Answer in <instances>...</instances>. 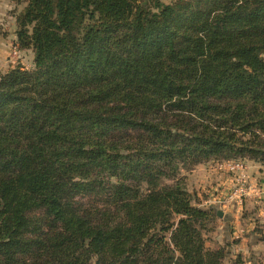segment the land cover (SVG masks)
<instances>
[{
    "label": "trees",
    "instance_id": "1",
    "mask_svg": "<svg viewBox=\"0 0 264 264\" xmlns=\"http://www.w3.org/2000/svg\"><path fill=\"white\" fill-rule=\"evenodd\" d=\"M24 2L34 66L0 73V264H224L218 210L166 180L264 164V0Z\"/></svg>",
    "mask_w": 264,
    "mask_h": 264
},
{
    "label": "crops",
    "instance_id": "2",
    "mask_svg": "<svg viewBox=\"0 0 264 264\" xmlns=\"http://www.w3.org/2000/svg\"><path fill=\"white\" fill-rule=\"evenodd\" d=\"M7 3L10 6V0H0V25L2 26V31L0 28L2 33L0 34H11L9 37L0 36V71L14 67L16 61V59L11 58L10 53L12 44L17 41V23L15 17L10 18L2 14ZM26 51L33 53L32 49H24L20 51V54ZM22 55L20 62L23 63ZM246 161L249 166L251 183L253 187L257 188L264 181V164L248 158ZM207 176L206 179L210 180L213 188L210 201L214 205L218 204V207H216L217 204L216 206L211 204V206L223 211V216H218L221 220L219 229H222L226 237L225 241L231 240V246L235 247L230 249L231 252L228 253V256L235 257L230 259V264L235 261L238 254L241 255L242 264H259L261 255H264L261 252L264 248V198L260 197L257 189H255L251 191L248 198L244 199L243 203L228 199L227 196L232 186L231 174L214 171ZM244 211L248 212L245 214ZM232 239L236 241L233 242Z\"/></svg>",
    "mask_w": 264,
    "mask_h": 264
},
{
    "label": "rangeland",
    "instance_id": "3",
    "mask_svg": "<svg viewBox=\"0 0 264 264\" xmlns=\"http://www.w3.org/2000/svg\"><path fill=\"white\" fill-rule=\"evenodd\" d=\"M20 1H21L20 3H17V0H10V6H8V3H7L6 9L3 11L2 14L3 15L5 14L6 17L9 16L10 18L15 17V20H16L17 14L25 5L24 0H20ZM163 1L165 3H170V2H173L175 0H163ZM0 28L2 31L1 25H0ZM0 33H2V32H0ZM2 35L5 37L11 36V34H0V36H2ZM12 46H13V44H12ZM21 54H23L22 58H23L24 62L23 63L20 62V60H22L20 57V58L16 59L14 65L22 64L27 69L33 68V66H34V60H33L34 59V52L32 53L30 51V53H29L28 51H26L25 53H21ZM21 54H20V56H21ZM11 58H12V56H11ZM7 70L8 69H4L3 71H0V73L6 72ZM216 161L217 160H210V161L205 162V163H200V164L194 166V168L190 169V170L182 168L177 179H174V180L173 179L172 180L167 179L166 182L167 183H173L175 180H176L175 182H180L183 186L187 187L189 191H191V193L194 196L195 201H197L203 207H209V205L211 206V204L214 205V203H211L212 201H210V198L212 197L211 192L213 190L212 183L210 182L209 179H206V178H208L207 175H210V173H212L214 171H220V172H223L225 174L227 173L226 171L218 170L216 168V166H215ZM206 180H208V181H206ZM216 204L214 206H216ZM216 207H218V204ZM242 212H243V210H242ZM246 212H248V211H244L245 214H246ZM220 226H221V220H219V218H217V216H213L212 222L208 225V229L205 231L206 243H207V246L210 248L225 247L227 250V256H228V253L231 252L230 249H234L235 247L231 246V240L225 241L226 237L224 236L222 229H219ZM232 240H233V242L236 241L234 239H232ZM261 252L264 253V248H263V251H261ZM234 253H236V252H234ZM227 256H226L224 264H230V259L235 258V257H231L230 255L228 257ZM261 256L262 257H260V259H259V264H264V255H261Z\"/></svg>",
    "mask_w": 264,
    "mask_h": 264
},
{
    "label": "built area",
    "instance_id": "4",
    "mask_svg": "<svg viewBox=\"0 0 264 264\" xmlns=\"http://www.w3.org/2000/svg\"><path fill=\"white\" fill-rule=\"evenodd\" d=\"M20 51L21 49L18 47L17 42H14L11 49L12 58H19ZM215 166L218 170L226 171L232 176V186L227 196L228 199L238 200L243 203L244 199L248 198L251 195V191L255 189H257L259 196L264 198V181L261 186L253 187L250 180L249 166L245 158L216 161Z\"/></svg>",
    "mask_w": 264,
    "mask_h": 264
},
{
    "label": "water",
    "instance_id": "5",
    "mask_svg": "<svg viewBox=\"0 0 264 264\" xmlns=\"http://www.w3.org/2000/svg\"><path fill=\"white\" fill-rule=\"evenodd\" d=\"M217 214H218V216L222 217L223 216V211L222 210H218Z\"/></svg>",
    "mask_w": 264,
    "mask_h": 264
}]
</instances>
